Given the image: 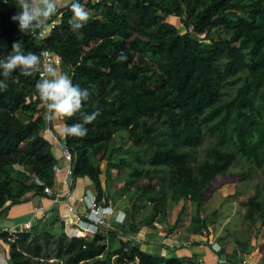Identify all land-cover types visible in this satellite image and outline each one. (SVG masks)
I'll list each match as a JSON object with an SVG mask.
<instances>
[{"label":"trees","instance_id":"trees-1","mask_svg":"<svg viewBox=\"0 0 264 264\" xmlns=\"http://www.w3.org/2000/svg\"><path fill=\"white\" fill-rule=\"evenodd\" d=\"M79 2L91 13L88 23L73 32L70 6L59 10L51 19L61 17V24L39 49L37 33L22 34L12 20L17 0H0V55L20 40L25 52L50 50L62 57L73 84L91 93L83 111L101 115L85 126L86 137L67 136L65 143L74 179L89 178L102 198V165L106 172L129 168L128 189L139 178L147 181L138 188L152 205L145 225L169 218L170 203L188 201L196 207L189 232H209L204 210L211 194L250 180L251 169L264 171V0ZM170 17L179 19L184 33ZM121 52L127 60L118 63ZM39 79V73L24 76L17 69L0 92V216L54 185L57 160L43 135ZM63 119L66 126L82 123L79 114ZM207 136L211 145L201 159ZM239 160L246 164L241 177L232 172ZM185 213L183 207L169 232ZM245 219L264 228V187L247 201ZM127 226L107 233L117 237ZM0 240L10 246L11 264H186L136 246L107 245L103 235L70 236L48 226Z\"/></svg>","mask_w":264,"mask_h":264},{"label":"crops","instance_id":"crops-1","mask_svg":"<svg viewBox=\"0 0 264 264\" xmlns=\"http://www.w3.org/2000/svg\"><path fill=\"white\" fill-rule=\"evenodd\" d=\"M67 4H69V0H58L57 12L68 7L65 6ZM60 70L70 76L69 69L66 66H63ZM65 126L63 117H58L55 121L47 122L43 131L45 138L52 144L53 155L57 160V164L62 168V172L55 177L54 185L51 188L54 193L63 195L60 201L55 202L53 197L47 194L36 195L30 193L25 197L24 202L11 206L1 214L0 228L9 227L15 230L30 222L34 226H48L56 233L65 232L70 236H77L78 217L84 218L89 213L87 205L81 202L80 198L87 195L88 192L97 194V191L94 183L89 178L74 179L68 174L71 164L63 159L62 147L53 137V135L57 137L64 135L63 129ZM101 181L105 195L113 202L115 212L120 214L118 218L125 217L123 225H128L125 229L119 231L120 233L114 238L108 235L109 228L104 229L105 243L115 247L119 244L125 249L136 246L150 254L167 258H181L185 260L186 264H219V255L213 248L214 244H219L222 249H226V253L222 257H225L228 262L223 264H263L262 256H260L258 250L250 251L249 249L247 253H241L234 246L229 247L225 241L218 240L211 233H208L207 236L202 233H190L188 218L180 223L174 232H169L175 226L183 207L177 214L172 213V218H167L168 227L163 226L161 216L157 217L155 222L150 225H145L143 223L145 218H138L135 205L120 201V197L124 194L112 188V180L106 175L105 171L101 175ZM69 205L75 208L74 212H68L67 206ZM45 212L49 215L48 219L43 218ZM173 218L176 219L174 222H172ZM108 222L112 228H116L115 226L118 224L115 216L108 217ZM131 224H136L140 229H136L137 231L132 229ZM9 252V244L1 240L0 264H11Z\"/></svg>","mask_w":264,"mask_h":264},{"label":"clouds","instance_id":"clouds-1","mask_svg":"<svg viewBox=\"0 0 264 264\" xmlns=\"http://www.w3.org/2000/svg\"><path fill=\"white\" fill-rule=\"evenodd\" d=\"M17 5V13L12 16V20L18 22L19 31L30 36L34 33L43 36L48 30L50 18L57 12L58 0H17ZM65 6H70L72 11L68 20L71 30L79 32L90 20L91 13L79 0H69V4ZM11 48L7 55H0V76L4 78L0 79V92L8 89L7 81L17 69L24 76L40 73L35 87L46 107L45 121L52 122L58 117L71 119L79 114L82 123L65 126L63 133L77 138L86 137L88 129L85 126L92 124L101 115L99 110L91 113L83 111L91 97L89 90L73 84L70 76L48 59L47 50H41L39 54L33 51L25 52L22 40L13 42ZM126 60L127 56L123 52L116 58L118 63ZM108 213L110 210H101L93 213L91 219L99 224L102 222L101 217Z\"/></svg>","mask_w":264,"mask_h":264},{"label":"rangeland","instance_id":"rangeland-1","mask_svg":"<svg viewBox=\"0 0 264 264\" xmlns=\"http://www.w3.org/2000/svg\"><path fill=\"white\" fill-rule=\"evenodd\" d=\"M167 21L184 33L185 30H183L179 19L170 17ZM207 138L206 144L203 148L199 149L198 152L201 159L205 157V150L211 145L210 138L208 136ZM129 146L130 144L126 146V149H129ZM105 166L106 164L104 163L102 165V171H105L106 175L111 178L112 188H115L116 191L124 194L120 197V201L132 203L133 206L135 205V208L140 206L137 216L140 219H146L152 212V205L146 202L138 188L143 184H146L147 181L144 178H139L138 181L135 182V186L130 190L126 186V180L128 179L130 172L129 168L124 170L123 173H119L114 169L106 172ZM244 166H246L245 162L239 160L233 167L232 172L241 177L242 173L245 171ZM263 187L264 171L251 169L250 180L227 183L211 194V197L208 199L205 206L204 217L208 222L209 233L213 234L218 240L221 239L225 241L229 247L234 246L241 253L246 249H250V251L258 250L263 259L262 263L264 264V228H261L257 223L254 224L245 219L247 201L256 193L258 188ZM181 207H185L186 209L183 221H186L187 218L190 220L196 207L188 201H183L179 204L170 203V217L172 218V213L177 214ZM162 218L160 219L163 226L168 227L169 222L167 221V218ZM175 220L176 219L173 218L172 222ZM243 243L246 245L248 244L249 247L243 246ZM117 246L120 245L117 244L116 247Z\"/></svg>","mask_w":264,"mask_h":264},{"label":"built area","instance_id":"built-area-1","mask_svg":"<svg viewBox=\"0 0 264 264\" xmlns=\"http://www.w3.org/2000/svg\"><path fill=\"white\" fill-rule=\"evenodd\" d=\"M86 1H91L94 4H98L102 0H86ZM60 24H61V17L51 19V21L48 24V30L45 32V34L43 36L39 35L38 33L36 34V39L38 40V48L39 49H41L43 47L44 40L50 35L52 30H54ZM47 51L49 53L48 59L51 60L53 62V64H55L56 66H58L61 69L64 66L62 57L59 54L54 53L50 50H47ZM39 76H41L40 73H39ZM53 137L56 141H58V143H60V145L62 147L63 159L66 162H68L69 164H72V162H73L72 154L69 151V149L66 147V144H65L67 135L64 134L60 137L53 135ZM61 172H62V168L58 164H56L54 167L55 177H57ZM68 174L73 177L72 166L69 169ZM36 183L39 185H43V183L40 182L39 180H36ZM45 194L52 196L55 202H59L61 197L63 196L62 194L54 193L50 187L45 188ZM80 201L84 202L87 205V207L89 209V213L87 215H85L84 218L78 217V219H77V236L78 237H94L96 235H103L104 236L105 235L104 229H106V228L107 229L108 228L114 229L109 224L108 217L115 216L116 222L118 224L125 223V217H122L121 219L118 218L120 216V214H117L115 212V207H114L113 202L109 198H107L106 196L99 198L97 194H93L91 192H88L87 195L80 198ZM67 210H68V212L72 213L75 211V208L73 206L69 205V206H67ZM101 210H110V213L103 215L101 217L102 222L99 224H96L91 219V216L93 215V213L99 212ZM48 217H49L48 213L45 212L43 214V218L48 219ZM38 226H40V225H38ZM34 227L35 226L30 222L26 223L22 228L15 229V230L11 229L9 227H2V228H0V235H2V234L13 235V234H17V233L29 232ZM208 233L209 232L207 230H204L202 232V234L204 236H207ZM0 242H1V240H0ZM213 248H214L215 252L219 255V260H218L219 264L227 263L228 260L225 257H222L220 255V252L222 251L221 246L219 244H214ZM241 264H246V263H241Z\"/></svg>","mask_w":264,"mask_h":264}]
</instances>
